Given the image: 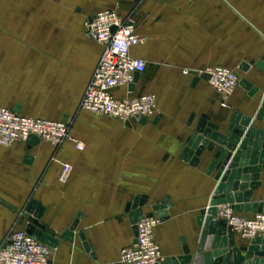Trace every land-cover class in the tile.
<instances>
[{"label":"crops","instance_id":"0c3cea01","mask_svg":"<svg viewBox=\"0 0 264 264\" xmlns=\"http://www.w3.org/2000/svg\"><path fill=\"white\" fill-rule=\"evenodd\" d=\"M104 10L132 18L143 39L130 54L144 61V72L112 94L155 95L157 113L144 124L128 127L79 109L102 52L85 35V23ZM263 55L264 0H0V107L48 121L73 119L72 140L58 148L41 140L30 147L26 141L0 146V244L12 231H24L25 209L35 200L44 208L40 223L56 234L79 216L74 242L60 240L51 264L119 263L122 249L134 243L125 206L147 195L144 213L165 196L173 204L169 219L154 231L164 257L182 253L181 238L193 250L196 217L217 183L205 174L208 160L193 168L179 154L201 115L223 133L232 112H239L264 139V112L256 118L264 74L255 67ZM242 64L248 71L240 70ZM216 66L258 91L251 94L238 82L223 107L202 78ZM63 164L70 166L66 179ZM259 182L250 203L264 202V164ZM80 232L96 259L84 251ZM248 241L238 236L236 245Z\"/></svg>","mask_w":264,"mask_h":264},{"label":"built area","instance_id":"2783aa9c","mask_svg":"<svg viewBox=\"0 0 264 264\" xmlns=\"http://www.w3.org/2000/svg\"><path fill=\"white\" fill-rule=\"evenodd\" d=\"M85 35L102 46V52L79 103V109L108 116L122 124L137 119L153 118L157 113L153 94L115 98L112 91L130 86L135 74L145 70L141 59L131 56L130 49L142 42L136 34L132 18H123L116 11L104 10L85 23ZM206 81L221 96L223 107L239 82L236 72L216 66L205 71ZM30 136L50 143L55 148L72 140L70 122L48 121L24 117L0 107V146L25 142ZM78 150L83 144L74 141ZM70 166L62 165L61 178L66 179ZM224 207V206H223ZM218 218L225 219L231 231L250 240L264 236V213L242 216L228 207L220 209ZM156 216L143 217L137 222L135 242L122 249L120 264H164L165 257L155 241L154 231L159 224ZM52 249L23 230L12 231L0 244V264H49Z\"/></svg>","mask_w":264,"mask_h":264},{"label":"water","instance_id":"95a60500","mask_svg":"<svg viewBox=\"0 0 264 264\" xmlns=\"http://www.w3.org/2000/svg\"><path fill=\"white\" fill-rule=\"evenodd\" d=\"M91 18L88 19V22ZM255 67L264 74V55L255 63ZM249 66L242 64L240 70L248 71ZM139 74H135L134 80ZM194 82L200 79L195 75ZM202 78H206L205 75ZM239 85L250 91L251 94L258 90L245 79ZM264 112V96L256 115L257 119ZM156 120V119H155ZM141 124L147 118L137 119ZM64 122V120H63ZM251 119L239 112H232L224 132L220 133V125L213 122L207 115H201L193 132L186 138L185 145L179 159L196 168L206 160L208 163L205 174L211 176L217 183L208 201V206L199 211L196 225L199 235L193 250L186 244L184 238L180 239L182 253L178 256L165 258L164 264H264V238L250 239L248 245H236L238 235L231 231L225 219L218 218V207L226 206L236 213L243 211L252 214L264 213V202L250 203L252 191L259 189L261 165L264 164V139L263 133L250 128ZM130 127L131 123H126ZM39 143V139L30 136L26 140L27 147ZM26 161L30 158L26 157ZM249 187V190L247 188ZM169 196L162 198L151 206V212L144 213L149 197L139 195L125 206L127 219L132 226L134 242L137 235V222L143 217L156 216L159 222L169 219ZM245 203V205H244ZM44 208L35 200H31L24 216L27 224L24 232L51 249H55L60 240L74 242L75 231L78 226L79 216L72 222L69 229L56 234L40 223ZM84 251L93 259L96 256L90 244L85 240L83 233L77 234ZM244 253V256L242 255ZM49 264H51L49 262ZM120 264V263H115Z\"/></svg>","mask_w":264,"mask_h":264},{"label":"rangeland","instance_id":"374dc122","mask_svg":"<svg viewBox=\"0 0 264 264\" xmlns=\"http://www.w3.org/2000/svg\"><path fill=\"white\" fill-rule=\"evenodd\" d=\"M217 93V92H216ZM218 94V93H217ZM219 95V94H218ZM220 96V95H219ZM221 97V96H220ZM227 100V99H226ZM95 114V113H94ZM96 115H99V116H101V117H107L108 119H111V120H115V119H112V118H110V117H108V116H104V115H100V114H96ZM72 118H71V120H70V130L72 129ZM72 122V123H71Z\"/></svg>","mask_w":264,"mask_h":264}]
</instances>
